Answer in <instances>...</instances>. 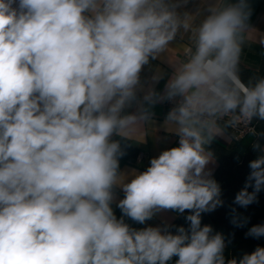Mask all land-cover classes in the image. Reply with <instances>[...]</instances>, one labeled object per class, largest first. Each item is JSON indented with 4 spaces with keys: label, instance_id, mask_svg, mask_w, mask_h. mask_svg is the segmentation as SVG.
Instances as JSON below:
<instances>
[{
    "label": "clouds",
    "instance_id": "clouds-1",
    "mask_svg": "<svg viewBox=\"0 0 264 264\" xmlns=\"http://www.w3.org/2000/svg\"><path fill=\"white\" fill-rule=\"evenodd\" d=\"M202 2L194 17L177 11L187 0H0V264H264L259 246L226 261L223 235L201 226L223 204L208 146L264 121V76H241L248 0ZM178 36L189 47L171 56L163 96L141 100L142 69ZM157 100L175 102L165 125L178 146L126 182L113 137L135 138ZM249 135L260 154L234 199L245 208L264 189V133ZM162 210H188L189 228L123 219ZM246 235L264 237V224Z\"/></svg>",
    "mask_w": 264,
    "mask_h": 264
},
{
    "label": "crops",
    "instance_id": "crops-1",
    "mask_svg": "<svg viewBox=\"0 0 264 264\" xmlns=\"http://www.w3.org/2000/svg\"><path fill=\"white\" fill-rule=\"evenodd\" d=\"M248 3L251 9V15L247 22L250 31L244 48L241 66L254 69L257 68L262 49H264V44L261 43L264 40V0H248ZM204 8L205 3L202 0H187V3L183 4L177 11L180 13L187 12L195 17L198 11L203 14ZM188 47L187 37L181 38L178 36L169 45V48L172 49L170 52L165 50L160 52L155 59L150 58L149 63L144 66L140 74L141 82L138 86V98L142 100L143 96L150 90L159 96H163L165 85L174 71L171 56L183 57L186 55ZM154 77L160 78L155 80ZM164 101L157 100L151 105L150 122L146 123L143 129L136 133L135 138L125 139L118 137L119 139H117L121 145L124 141H127L138 150V155L133 163L119 158V172L126 177V182L132 178L133 174L145 171L150 166V160L158 157L162 151L178 146L179 137L175 133L169 132L165 125L168 111L164 107ZM136 111L137 105L133 104L125 109V114L135 113ZM234 137V133L227 131L217 135L212 142L227 146L233 141ZM139 154H142V156L138 157ZM216 167L217 161L213 158L207 165L206 171L212 173ZM123 198L124 194L121 188L115 187L114 200L111 206L117 219H120L123 215L121 209L117 207L119 200ZM177 213L172 210H162L144 224L136 223L126 216L123 219L125 223L134 229H142L148 226L163 229L175 219Z\"/></svg>",
    "mask_w": 264,
    "mask_h": 264
},
{
    "label": "trees",
    "instance_id": "trees-1",
    "mask_svg": "<svg viewBox=\"0 0 264 264\" xmlns=\"http://www.w3.org/2000/svg\"><path fill=\"white\" fill-rule=\"evenodd\" d=\"M241 76L245 82L253 76H264V49H262L257 68L242 65ZM252 127L258 133H264V121L254 120ZM254 140L255 138L247 133L239 138L234 137L227 146L216 142H211L208 146V150L212 152L213 158L217 161V167L211 173V178L220 185V199L223 204L213 211L202 213L201 226L210 225L213 229L212 234L223 235L226 245L224 249L226 261L232 258L239 259L245 253L250 254L258 246L264 247V237L257 239L246 235L252 226L264 224V189L257 194L256 201L246 208L234 203L236 194L244 187L250 173L249 162L260 154L252 148ZM260 142L264 145V140ZM121 146L124 154L119 158L133 163L138 150L127 141H124ZM248 190L252 191L251 188ZM189 214L191 213L188 210L182 214L177 213L175 219L163 229L173 234H176V229L180 226L187 230L190 222L186 221L185 217ZM241 224L243 226H238ZM176 259L178 257H173L168 264H175Z\"/></svg>",
    "mask_w": 264,
    "mask_h": 264
},
{
    "label": "built area",
    "instance_id": "built-area-1",
    "mask_svg": "<svg viewBox=\"0 0 264 264\" xmlns=\"http://www.w3.org/2000/svg\"><path fill=\"white\" fill-rule=\"evenodd\" d=\"M164 107H166L167 111L169 112L171 110L172 107L175 106V102L174 101H168V100H165L164 101ZM252 127V125L248 126V127H245V126H240L238 127L237 129H229L228 131L229 132H232L234 133V136L236 138H239V137H242L244 136L245 134L249 133V128ZM142 154H139L138 157H141Z\"/></svg>",
    "mask_w": 264,
    "mask_h": 264
}]
</instances>
